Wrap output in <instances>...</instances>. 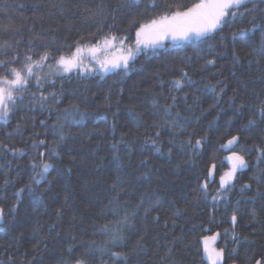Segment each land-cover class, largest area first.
I'll return each mask as SVG.
<instances>
[{
	"label": "trees",
	"instance_id": "obj_1",
	"mask_svg": "<svg viewBox=\"0 0 264 264\" xmlns=\"http://www.w3.org/2000/svg\"><path fill=\"white\" fill-rule=\"evenodd\" d=\"M197 1L154 0L153 10L146 7L153 0H0V26L21 29L0 32V42L9 40L15 47V40L20 39L19 51L24 52L28 41L35 38L36 53L45 44L50 51H66L67 45L99 26L107 32L108 25L114 24L123 31L133 17L143 22L161 13L163 5L191 6ZM245 8V15L230 17V23L206 42H167L141 52L126 74L118 70L103 76L80 78L73 73L70 78H56L54 89L45 86V91L59 94L60 103L51 114L47 107L43 112L39 108L29 111L30 95L25 94L8 122H0V207L4 210L0 264H71L81 256L88 264H208L202 237L216 233L213 246L224 249L223 264H254L250 257L264 255V182L258 185L250 179L260 174L253 146H264V120L255 117V123L248 124L264 99V61L257 64L259 57L248 53L259 45L264 32L257 28L232 39L234 32L252 27L253 16L258 25L264 24V0H250ZM134 33L135 27L129 29L131 38ZM234 50L241 58L239 63L233 59ZM209 59L215 64H206ZM182 71L194 83L170 90L168 82L180 78ZM217 81L221 83L213 90ZM233 89L237 90L234 101L230 100ZM34 91L33 83L29 93ZM173 96L171 113L179 112V122L187 124V131L170 145L171 130L158 126ZM154 98L159 115L154 114ZM70 103L79 106L83 118L69 108ZM241 103L244 107L238 110ZM63 109L69 110L66 117L58 111ZM21 116L25 117L21 130L6 135L13 132ZM58 116L64 125L62 140L52 129ZM40 120H46V126ZM157 130L161 132L159 152L145 144V137L154 136ZM187 133L194 134L193 143L195 137L207 135L199 152L181 148ZM236 134L240 135L236 151L253 149L245 155L249 166L236 173L233 187L214 203L211 196L219 187V176L229 167V152L219 145ZM40 139L47 146L32 148L33 140ZM3 145L23 148L25 154L13 156ZM51 147L58 153L48 161L51 169L40 185H33V191L25 188L17 202L15 192L32 175L30 159L36 157L39 162L37 152ZM213 160L217 168L205 197L199 185ZM258 167L264 169V162ZM244 184L251 188L241 190ZM157 196L160 204L146 214L149 200ZM13 204L16 210L10 211ZM234 208L238 243L233 241L231 224ZM113 234L120 238L113 241ZM111 252H121L127 260H116Z\"/></svg>",
	"mask_w": 264,
	"mask_h": 264
},
{
	"label": "snow or ice",
	"instance_id": "obj_2",
	"mask_svg": "<svg viewBox=\"0 0 264 264\" xmlns=\"http://www.w3.org/2000/svg\"><path fill=\"white\" fill-rule=\"evenodd\" d=\"M248 0H198V2L193 3L191 6L184 5H172L167 4L161 6L164 10L159 14L152 15L146 21H139L136 18H131L128 23V28L121 31L115 25H108V31L104 32L103 26L97 27L95 31L88 32L86 35H81L72 44L66 46V51L61 49H56L55 52L49 50L48 45H43L44 50L42 52L36 53L34 51L35 45L33 39L28 41V46L26 51H19V45L21 40H15V47L12 42L5 40L0 42V56L6 58H0V122L7 123L11 114L17 110L18 102H23L25 94L30 95V100L27 105L29 111H36L37 108L41 112L47 110L51 114L54 106L60 103L58 93L53 91H45V86L48 85L55 88L56 78L64 79L75 73L77 77L87 78L96 74L103 76L104 74L123 71L125 74L131 67V64L141 52H146L148 49L155 50L164 45L165 41L171 40L175 41H188L196 39L197 41L206 42L208 39L212 38L214 33L222 31L225 25L230 23L229 18L234 20L238 15L243 16L246 14L248 9L245 8ZM23 7V5H20ZM147 8L155 10L156 4L153 0L152 3L146 5ZM245 8L244 12L240 9ZM90 11V10H89ZM144 15V13H141ZM115 21V17H113ZM252 24L251 28L243 29L241 32H234L232 34V39L235 41L237 37L244 32L254 33L257 28H260L264 32V24H257L256 17L253 16L250 21ZM135 27V40L129 43L131 36L129 35V29ZM20 32V28L12 29L11 25L0 26V32L7 33L8 31ZM221 37V41H223ZM209 47H212L209 45ZM233 59L236 63L240 62V57L236 54L235 50L232 53ZM248 55H254L259 57L256 60L257 64L264 61V36L261 37L259 45L257 47H252ZM23 57V59H21ZM206 64H215L214 59H209ZM251 65V61L249 62ZM47 67V71H44ZM234 74V73H233ZM189 84L194 83L188 72L182 71L181 77L178 79H173L169 81L170 90L172 89H182L184 83ZM34 83L36 91L29 93V87ZM221 81H217L216 85H212L211 88L214 90ZM161 86H163L164 81H160ZM221 93H223L224 88H221ZM236 89H233V97L230 100H235ZM217 96L220 93L216 94ZM107 99V97H106ZM52 101L50 104L49 101ZM176 97H172V104L168 105L163 109L164 115L161 117L163 123H161L158 128H164L165 126L171 130V139L169 140L170 145L176 143L178 135L184 134L187 131V124L179 122V112L174 116L171 113V108L175 104ZM153 108L156 109L155 115H159V105L156 99L152 101ZM244 104L238 106V110L243 108ZM69 108L75 109L76 114L83 118V113L79 112V106L74 103H70ZM65 114L68 113V109L58 110ZM255 117L260 120H264V99L259 101V104L255 108L254 117L248 119V124L255 123ZM25 119L21 116L20 120L17 122L13 132L7 133L6 135L11 136L13 133H17L21 130L22 121ZM33 127H35L36 117L32 118ZM41 126H46V120L39 121ZM153 126H156L155 121ZM64 125L60 123V117H57V121L53 124V134L58 137V139H63ZM246 130V129H245ZM36 136L39 133H35ZM160 136L161 132L157 130L154 136H146L145 144H150L152 148L159 152L160 147ZM194 134L187 133V139L181 141V148L188 147L193 153L199 152L203 146L204 141L207 140V135L195 137V142L193 143ZM240 142V135H231L226 142L221 143L219 148L229 152L226 156V160L229 163L228 170L221 173L219 176V187L215 190V194L211 196L212 201L215 203L221 200L224 193L230 191L233 187V182L236 178V173L240 170L248 168L249 164L245 158V155L251 152L253 149L257 153V171L259 175H254L250 179L255 180L259 185L264 182V169H259L258 165L264 162V146L257 144L253 146V149L241 148L240 151H236V147ZM47 141L45 139L33 140L32 148L39 149L41 147H46ZM116 148V145H112ZM3 148L10 150L13 156L25 154V149L23 148H11L8 145H3ZM169 153H171L172 148L169 147ZM58 155L54 147L48 148L46 152H37V156L40 158L37 162L36 157H33L29 161V165L32 169V175L29 177L26 186L19 188L15 192V197L17 202L19 201L21 194L27 188L28 191H33V185H40L42 180L46 177L47 173L51 169L52 165L48 161L52 156ZM47 156V159L45 157ZM145 163V161H141ZM217 165L213 160L207 168V175L203 177L200 182V190L203 192L204 196L209 195L208 189L209 184L213 181V177L216 172ZM15 179V178H14ZM5 185L9 183L8 179L4 181ZM115 186V185H114ZM251 184L242 185V189H250ZM259 192V188L257 189ZM143 203V200H142ZM160 204V198L157 196L156 199L149 200V207L145 209L147 214L150 210L154 209ZM16 205L13 204L10 211H15ZM59 209L57 214L59 215ZM179 209L174 215L179 213ZM4 215V210L0 207V218ZM255 210L252 212L253 218H255ZM125 221L128 219L125 216ZM158 220L159 217H154ZM238 222V213L234 208L231 214V224L233 228V241L239 242L238 236L235 234V227ZM207 230V229H205ZM227 231V229L225 230ZM219 233L212 236H203V254L207 259L208 264H223L224 260V249L215 248L210 246L209 241H215ZM120 237L113 234L112 240L116 241ZM141 240L143 237L140 238ZM247 240V237L244 238ZM138 246L140 240L137 241ZM70 253L72 249L68 250ZM235 251V249L233 250ZM111 256L119 260L123 258L125 261L127 257L121 252H111ZM255 259V264H264V255L259 258L250 257L249 260ZM65 264V262H62ZM71 264H88L85 256L76 257L71 262Z\"/></svg>",
	"mask_w": 264,
	"mask_h": 264
},
{
	"label": "rangeland",
	"instance_id": "obj_3",
	"mask_svg": "<svg viewBox=\"0 0 264 264\" xmlns=\"http://www.w3.org/2000/svg\"><path fill=\"white\" fill-rule=\"evenodd\" d=\"M248 1H250V0H248ZM197 2H198V1H197ZM134 40H135V33H134L133 38H131V40L129 41V43H132ZM167 42H171V43H177V44H179V43H182V42H184V41H175V42H173V41H171V40H168V41H165L164 44L167 43ZM213 243H214L213 241H209V244H210V246H212V247H214V246H213Z\"/></svg>",
	"mask_w": 264,
	"mask_h": 264
},
{
	"label": "water",
	"instance_id": "obj_4",
	"mask_svg": "<svg viewBox=\"0 0 264 264\" xmlns=\"http://www.w3.org/2000/svg\"><path fill=\"white\" fill-rule=\"evenodd\" d=\"M255 264V263H254Z\"/></svg>",
	"mask_w": 264,
	"mask_h": 264
}]
</instances>
